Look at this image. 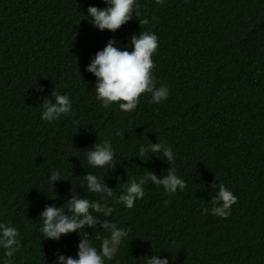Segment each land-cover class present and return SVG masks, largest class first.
Here are the masks:
<instances>
[{
	"label": "trees",
	"instance_id": "obj_1",
	"mask_svg": "<svg viewBox=\"0 0 264 264\" xmlns=\"http://www.w3.org/2000/svg\"><path fill=\"white\" fill-rule=\"evenodd\" d=\"M136 4L133 19L111 33L86 15L89 6L106 7L103 0H0V222L19 231L12 264L75 258L78 233L43 240L39 218L46 205L67 211L71 194L100 200L83 182L90 171L119 197L133 177L163 176L168 167L184 191L168 196L149 183L132 209L109 198L111 217L97 214L128 232L107 264H144L159 253L170 264H264V0ZM141 31L158 37L152 76L168 99L152 104L144 93L134 111L105 109L86 68L109 40L123 50ZM53 92L67 94L72 111L49 124L41 104ZM104 139L117 165L90 169L86 151ZM158 142L172 147L174 162L160 153L137 159L140 145ZM55 169L53 190L47 178ZM212 184L238 198L227 218L210 212ZM0 264H8L3 249Z\"/></svg>",
	"mask_w": 264,
	"mask_h": 264
},
{
	"label": "clouds",
	"instance_id": "obj_2",
	"mask_svg": "<svg viewBox=\"0 0 264 264\" xmlns=\"http://www.w3.org/2000/svg\"><path fill=\"white\" fill-rule=\"evenodd\" d=\"M158 3L162 0H157ZM106 5L98 9L95 6L87 8L88 21L95 29L115 33L122 25L133 19L136 0H103ZM138 16V13H137ZM148 24V20L140 21ZM130 49V50H128ZM158 49V37L151 32H140L133 35L130 42L122 50L115 40H109L102 51H98L86 68V71L95 77V99L100 105L108 109L117 106L120 111L131 112L137 108L141 94L151 95L150 103L157 104L168 99L167 86L155 87L152 76L154 62L152 56ZM42 113L40 119L49 124L67 116L72 111L71 101L67 94L52 93L51 99H44L41 104ZM148 153H160L164 162H174L173 149L166 143H149L140 145L136 153L137 159L145 157ZM86 161L90 169H114L117 165L113 145L110 140L104 139L102 143H95L86 151ZM61 170H52L47 178L48 185L54 190L55 182L60 181ZM88 193L99 194L101 199L82 198L80 195H72L67 201V211L63 207L54 204L46 205L40 213L41 226L39 232L43 240L59 242L62 237L72 233H78L79 242L75 258L65 257L57 253V258L52 264H107L112 261L121 244L128 236V232L118 227L110 219L99 220L97 214L111 217L113 207L109 206L108 199L114 204H120L126 209H132L134 202L144 197V187L151 183L158 188L162 187L168 196L174 195L178 190L184 191L187 187L185 181L178 177L175 168L168 167L163 176H157L152 172H145L142 177H133L124 185L119 197H114L112 189L101 179L99 175L90 171L83 176ZM212 189L218 190L212 196L213 206L210 209L212 215L221 219L231 214V209L237 203V197L223 184H212ZM50 199V198H49ZM55 200V199H52ZM207 212L208 209H205ZM103 229L102 235H97V226ZM91 229L94 240L89 238L85 229ZM83 230V235H81ZM107 233V235H104ZM17 228L0 222V249L7 258L8 264H12L13 257L20 248ZM99 240V247L93 241ZM141 259L144 264H170L168 256L161 253L154 254L150 258L145 255Z\"/></svg>",
	"mask_w": 264,
	"mask_h": 264
}]
</instances>
